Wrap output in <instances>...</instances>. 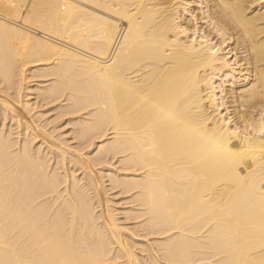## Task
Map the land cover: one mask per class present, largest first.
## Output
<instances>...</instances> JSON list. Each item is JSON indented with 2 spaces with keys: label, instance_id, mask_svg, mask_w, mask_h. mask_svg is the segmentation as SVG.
<instances>
[{
  "label": "bare ground",
  "instance_id": "1",
  "mask_svg": "<svg viewBox=\"0 0 264 264\" xmlns=\"http://www.w3.org/2000/svg\"><path fill=\"white\" fill-rule=\"evenodd\" d=\"M0 264H264V0H0Z\"/></svg>",
  "mask_w": 264,
  "mask_h": 264
},
{
  "label": "rangeland",
  "instance_id": "2",
  "mask_svg": "<svg viewBox=\"0 0 264 264\" xmlns=\"http://www.w3.org/2000/svg\"><path fill=\"white\" fill-rule=\"evenodd\" d=\"M31 66H33V65H30V66H28V67H31ZM34 69H35V68H34ZM32 80H33V81H32V83H31V85H33V84H36V83H37V82H36V80H37V79H32ZM31 98H34V96H31ZM32 102H35V101H34V99H33V101H32ZM51 115H52V114H50L49 116H51ZM114 199H117V200H118V199H119V197H116V198H114ZM120 206H121V205H117V208H119ZM117 213L119 214V215H118L119 217H121V216H122V215L120 214V213H121L120 211H118V210H117Z\"/></svg>",
  "mask_w": 264,
  "mask_h": 264
}]
</instances>
